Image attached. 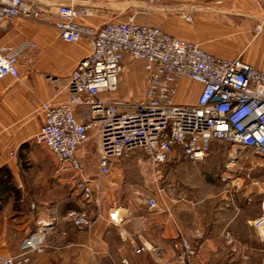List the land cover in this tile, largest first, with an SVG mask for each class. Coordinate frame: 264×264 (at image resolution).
<instances>
[{
  "label": "crops",
  "instance_id": "0c3cea01",
  "mask_svg": "<svg viewBox=\"0 0 264 264\" xmlns=\"http://www.w3.org/2000/svg\"><path fill=\"white\" fill-rule=\"evenodd\" d=\"M64 1L39 0L53 13ZM215 1L163 0L156 4L149 0H95L93 15L78 22L102 28L111 22L132 20L200 45L219 58L241 59L264 71V31L254 34L264 16L257 0H218L221 4ZM26 41L35 42L40 50L34 66L20 64L19 79H0V170L7 168L11 172L14 188H0V256L19 254L38 220L52 219L61 225L68 212L78 210L86 212L93 221L91 229L78 234L69 225H61V229L68 230V237L62 241L67 246L33 254L28 264H179L173 243L182 234L194 239L196 233L204 236L198 242L197 264H264V243L252 227L262 209L251 207L254 200L240 191L239 180L231 181L233 187H238L233 195L229 191L218 194L213 184L206 181L190 185L182 174L204 163L192 162L181 151L161 166L153 165L149 157L135 151L130 159L113 162L111 173L104 176L97 152L95 172L87 167L86 153L91 147L97 148L95 142H90L80 149L78 156L85 176L99 189L94 195L99 203L86 201L76 190V177L70 174L57 175L56 179L49 173L42 190H33L29 184L27 192L22 193L18 184L23 179V160L33 159L35 139L44 124L41 107L47 102L68 103L69 77L91 54L87 40L70 44L60 38L55 27L23 20L14 21L1 31L0 54L10 53ZM135 76H143L142 86L133 82ZM49 77L59 80L58 88ZM147 77L144 63L126 56L119 83V90L123 83L122 96H118V90L114 99L140 101ZM202 90V85L186 79L177 102L196 105ZM75 111L80 118L81 109ZM222 143L213 142L210 153ZM50 154L57 165L54 154ZM173 172L178 178H174ZM232 175H223L224 181L234 180ZM14 192L18 194L17 200ZM148 199L156 200V209H149ZM115 210L119 216L113 222L110 214ZM227 233L233 236V246L227 242ZM7 243L17 246L9 251ZM138 247L145 250L136 253Z\"/></svg>",
  "mask_w": 264,
  "mask_h": 264
},
{
  "label": "built area",
  "instance_id": "2783aa9c",
  "mask_svg": "<svg viewBox=\"0 0 264 264\" xmlns=\"http://www.w3.org/2000/svg\"><path fill=\"white\" fill-rule=\"evenodd\" d=\"M95 0H65L57 5L56 13L39 0H0V33L16 20L42 23L55 27L60 38L70 44L87 40L91 54L82 60L68 80L70 99L63 105L47 102L42 105L44 124L36 142L47 147L57 160L56 174L76 177V190L88 202L94 198L95 187L83 171L80 149L95 142L102 175L112 171V163L128 160L135 151L143 152L155 166L171 161L181 151L194 163L203 162L213 142H225L233 153L253 152L264 157V71L241 59H223L200 45L173 37L161 28L111 22L102 28L79 24V19L93 15ZM160 4L163 0H149ZM264 12V0H257ZM221 4V1H215ZM192 22L190 17H186ZM264 31V16L254 28V34ZM40 54L38 45L26 41L7 54H0V79H19V65L32 68ZM142 61L147 72V86L140 101H117L124 59ZM203 86L196 105L177 102L184 80ZM48 80L58 88L59 80ZM58 95V93H57ZM81 109L80 118L75 109ZM149 209L157 208L148 199ZM262 214L252 227L264 243V200ZM117 210L110 214L118 221ZM78 234L88 232L93 221L84 211L72 210L62 219ZM54 220L40 219L35 231L27 237L21 252L0 256V264H28L33 254L48 249H63L68 230ZM227 242L234 245L227 233ZM180 235L173 243L179 264H197L198 242ZM144 247L136 248L142 253ZM123 264H128L123 261Z\"/></svg>",
  "mask_w": 264,
  "mask_h": 264
},
{
  "label": "rangeland",
  "instance_id": "374dc122",
  "mask_svg": "<svg viewBox=\"0 0 264 264\" xmlns=\"http://www.w3.org/2000/svg\"><path fill=\"white\" fill-rule=\"evenodd\" d=\"M132 80L136 84H140V86L143 85V76H135ZM122 89L123 83L118 92V96H122ZM185 95H183V99H186ZM35 144L37 149L33 148V159L23 160V179H21L22 183L20 181V184H18L22 193L24 191L27 192L25 188L29 186L36 191L42 190L45 184L46 175L49 173L53 174L56 179H59L56 174L57 165L52 159L50 150L45 146L39 145L36 142V139ZM96 152L97 148L91 147V150H88L86 153V164L88 168L91 166V172H95L94 166L97 162ZM140 155L146 156L141 151ZM200 163L204 164H198V169H189L182 174H185V179L188 180L190 185H197L200 184V182L206 181L207 183L213 184L214 191L218 192V194L229 191L233 195L238 187H233L231 181L235 182L236 180H239L238 183H241L240 191L248 193V198L254 200L253 203L255 204L252 203L251 207L259 206L261 208L264 200V157L257 156L249 151H242L238 154L233 153L231 146H227L223 142L220 144L219 149L213 153L209 152L206 159ZM226 174H233L232 176L234 177V180L224 181ZM175 175V172H173L174 178H178L177 176L175 177ZM223 175H225V178ZM228 184L230 185L229 188L227 187ZM248 204L249 203L247 202L245 205L248 206ZM16 246V244L7 243L5 247L10 251Z\"/></svg>",
  "mask_w": 264,
  "mask_h": 264
},
{
  "label": "trees",
  "instance_id": "16d2710c",
  "mask_svg": "<svg viewBox=\"0 0 264 264\" xmlns=\"http://www.w3.org/2000/svg\"><path fill=\"white\" fill-rule=\"evenodd\" d=\"M0 188L8 190V191L14 189L13 188V176L7 168L0 170ZM15 198L16 200L18 199L17 193H15Z\"/></svg>",
  "mask_w": 264,
  "mask_h": 264
}]
</instances>
